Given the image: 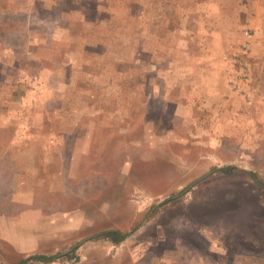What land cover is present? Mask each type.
Segmentation results:
<instances>
[{"label":"rangeland","instance_id":"1","mask_svg":"<svg viewBox=\"0 0 264 264\" xmlns=\"http://www.w3.org/2000/svg\"><path fill=\"white\" fill-rule=\"evenodd\" d=\"M250 174L264 0H0V264H264Z\"/></svg>","mask_w":264,"mask_h":264},{"label":"crops","instance_id":"2","mask_svg":"<svg viewBox=\"0 0 264 264\" xmlns=\"http://www.w3.org/2000/svg\"><path fill=\"white\" fill-rule=\"evenodd\" d=\"M204 71H206V70H204ZM61 78H62V75H59ZM200 77H202V72H201V74H200ZM167 87H169L168 86V84H167ZM205 88L204 89H207L209 92H205L204 93V95L206 94V95H208V93H209V95L211 96V97H214V98H217L218 96H219V93H221L216 87H214L211 83H207L205 86H204ZM166 89V88H165ZM170 92L166 89V95H165V97L168 99V97H169V94ZM205 95V96H206ZM158 97H160V96H158ZM207 97V96H206ZM166 101V100H165ZM167 101H170V100H167ZM206 101L208 102V99H206ZM80 125V124H79ZM79 125L77 126L78 128H79ZM75 128L71 133L74 135L75 134V130L76 129H78V128ZM92 138V137H91ZM90 138V139H91ZM121 251H123L122 253L123 254H125L127 257H128V259H129V264H157V263H155V261L156 260H154V258H147V256H149L150 255V250L148 249L147 250V248H135V249H133V248H123V250H121ZM141 251H143L142 252V254H140L141 253ZM117 254H119V252H117ZM136 254H139L140 255V257L139 258H135L134 256L136 255ZM163 260V259H162ZM137 262V263H136ZM168 264V263H167ZM172 264H175V263H173L172 262ZM197 264H199V263H197Z\"/></svg>","mask_w":264,"mask_h":264},{"label":"trees","instance_id":"3","mask_svg":"<svg viewBox=\"0 0 264 264\" xmlns=\"http://www.w3.org/2000/svg\"><path fill=\"white\" fill-rule=\"evenodd\" d=\"M220 171L226 175H233L235 172V168L226 166V168H222ZM250 176L259 186H261V188L264 189V183L260 182L253 174H250ZM103 236L107 240L111 241L113 244L118 245L127 239L128 234L118 230H110L105 232ZM57 258L58 257L38 256L35 257L33 260L41 263H52L55 262ZM20 264H26V261H22Z\"/></svg>","mask_w":264,"mask_h":264},{"label":"built area","instance_id":"4","mask_svg":"<svg viewBox=\"0 0 264 264\" xmlns=\"http://www.w3.org/2000/svg\"><path fill=\"white\" fill-rule=\"evenodd\" d=\"M229 57L230 58H228V57L226 58V61H227V64H228V71H229L228 79H229L233 89L241 91L239 83L236 81V77H234V75H233V67L235 68L236 64L239 63V56L237 55V60H235L233 56H229ZM246 64L247 63L243 64L244 71H245V73H248L249 68H248V66Z\"/></svg>","mask_w":264,"mask_h":264}]
</instances>
